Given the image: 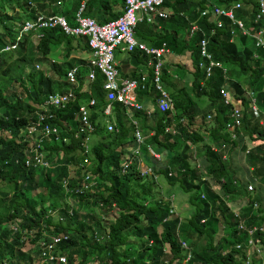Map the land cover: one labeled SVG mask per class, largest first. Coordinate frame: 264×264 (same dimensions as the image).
I'll return each instance as SVG.
<instances>
[{
	"label": "trees",
	"instance_id": "trees-1",
	"mask_svg": "<svg viewBox=\"0 0 264 264\" xmlns=\"http://www.w3.org/2000/svg\"><path fill=\"white\" fill-rule=\"evenodd\" d=\"M235 1L237 0H217L219 4L225 6ZM239 1L243 7L237 10V16L242 17L247 26L253 25L255 1ZM80 2L85 3V15L95 17L99 22L100 15L105 16L102 21L119 16L124 4V0H64V2H60L63 3L60 6V11L67 14L68 11L78 8ZM205 4L206 0H174L172 2L167 0L165 6L171 7L172 10L168 18H157L152 23L138 22L134 27V32L137 38L150 45L158 46L165 42L173 52L180 53L186 48L190 49L192 60V68H189L190 90L197 96L206 95L209 98L212 110L215 112L212 122L200 130H192L188 126L184 127L179 124V135L175 136L173 141H169L170 135L165 133L160 125L162 119H166L167 123H170L173 120L177 121V117L185 116L189 122L188 125L191 126L194 125L199 115L203 119L205 117L196 107L190 91L183 86L177 87L176 82L172 80L168 71L169 58L163 69L162 82L167 84L173 92L175 116L168 112L158 114L157 121L160 120V124L145 125L147 117L141 111H133L129 117L125 110H120L119 104L115 103L118 132L107 133L97 124V132L101 137L93 147L94 166L91 171L95 177H98L96 178L95 191L86 192V194L84 191L82 194L68 193L58 181L49 175L46 176L42 169L33 167L28 169L23 163L9 171L2 166L4 155L0 159V178L10 177L7 181L12 195L8 196L9 190L0 192V264L3 259L15 257L19 260L23 255L21 251L11 246L8 239L12 238L13 233L4 224L14 219L22 228L34 226L31 208L43 201L45 197L43 194H39V200L34 198L27 200L25 196L28 188L34 189L37 186L46 190L47 200L52 206H56V209L62 210L66 226H73L72 229L76 232L73 238L60 245L61 249L66 248L69 251V264H75L74 261L77 257L80 259L79 264L87 258L94 259L96 264H172L174 260V264H180L178 260L184 255L180 246L181 238L185 239L189 245H192L190 239H195L196 245L192 246L193 257L190 264H247L244 261L245 253L236 250L233 246L235 242L244 241L245 237L236 233L237 218L226 203L225 197L233 200L249 195L248 182L239 180L236 176L235 158L232 156L231 160L227 162L222 158V151L218 150H221L223 145L228 146L229 150L235 149L236 146L241 147L242 151L245 150L243 135H247L254 142L261 140L248 151L246 156V163L251 168L248 180L255 188V195L250 199L258 201L259 208L254 210L252 204L249 203L240 212V219L248 227L261 222L264 219L262 202L264 196V123L260 124L259 118L264 117V114L257 117L248 110L245 90L254 89L257 91V105L264 109V66L260 59L252 61L251 49L246 45L247 37L240 34L235 37L231 35L230 22L227 18L223 19V27L218 28L213 34L211 27L214 26V23L209 22L206 17L200 16L199 10L203 9ZM112 7L116 12L111 15ZM118 7L120 10L117 9ZM55 11L56 7L51 4L48 6V0H0V26L3 30L0 47L11 35L13 26L17 25L19 17L25 16L31 19L37 12L48 15ZM190 21L197 23L205 31L196 32L188 41L185 35ZM258 23L257 28L264 26V18ZM70 24H73V21ZM201 38L209 39L208 50L212 53L213 58L228 66L230 77H234L233 73L235 72L238 74L237 78L225 80L217 70L211 77H205V73L198 66L201 59L198 47ZM63 45L68 53L77 50L80 46L87 48L84 38L80 40V38L66 35L60 29L55 28L45 30L44 37H40L36 43L26 36L17 51L16 59L11 57L7 61L6 56L0 55L1 102L6 103L9 99L21 100L23 103L30 100L39 102L46 93L53 91L58 83L52 74L61 75V68L54 64L49 68L52 74L45 75L42 70L35 69V63L39 61L38 52L41 57H44L52 49ZM129 53L135 61L148 59L147 55L141 54L139 51ZM72 61L71 66L76 60L72 59ZM243 76H245V82L239 80ZM222 84H227L228 88L242 100L244 107L241 124L243 135H240L237 141L231 139L225 130V126L230 120V111L218 92V88ZM6 87L13 90L8 98H5L3 93ZM93 91V95L97 98L96 107H100L104 103L100 76L93 83ZM0 110L2 114L9 116L8 119L0 118V132L7 130L13 135L9 141L0 138V142L3 143L6 151H13L14 147L18 145L14 138L19 134L22 120L14 119L17 111ZM135 120L136 124H134ZM138 125L146 135L145 145L154 144L159 149L163 148L162 152L165 151V163L157 169V173L161 174L170 184L177 183L180 189L189 193L194 211L185 221L180 222L179 217L168 218V203L158 198L156 192H153L155 183L153 180H144L135 169L124 176H117L110 169L112 166L116 168L119 162L120 153L115 149L117 145H122L123 149L135 145L133 135ZM151 131L153 133L149 134ZM207 140L213 142L217 151L212 150ZM71 143L75 144L76 141H71ZM126 143L129 144L128 148L124 146ZM194 146L197 149L196 156L200 159L204 169L197 168L192 162ZM70 152L69 148L65 150L66 164L73 160L76 161ZM3 153L2 151L1 154ZM168 168H175V174L169 176ZM203 170L205 171L203 172ZM204 175L220 182L218 192H222V195H218L210 188L209 181L201 178ZM22 181L27 182L25 187H22ZM202 194L205 198L201 197ZM71 196L78 202L74 203L75 206L72 205L73 214L69 215L65 207H60L62 204L59 201L68 200ZM144 200L148 201L147 207L141 205ZM91 201L93 202L90 203ZM69 202L73 203V201ZM113 202L119 205L115 220L104 222V220H86L79 217L82 208H87V206L91 208L96 203L97 207L100 204L109 210ZM142 214L145 217L144 224L140 223ZM158 226L161 227L160 231ZM55 227L57 228L59 225L55 224ZM220 229L222 234L218 237ZM94 230L101 231L104 237L95 240L92 236ZM15 235L17 236L18 233L15 232ZM228 236L230 237L228 238ZM216 237L218 239L215 241ZM255 237L259 238L264 245V234L256 232ZM226 238L230 240L231 244ZM146 239L152 240V243L148 244L149 241ZM200 239L204 243L198 245ZM164 246L169 248V254L164 252ZM10 264H19V261L17 263L10 261ZM248 264H261V262L255 258Z\"/></svg>",
	"mask_w": 264,
	"mask_h": 264
},
{
	"label": "clouds",
	"instance_id": "clouds-1",
	"mask_svg": "<svg viewBox=\"0 0 264 264\" xmlns=\"http://www.w3.org/2000/svg\"><path fill=\"white\" fill-rule=\"evenodd\" d=\"M167 1V0H165ZM165 1L163 3L165 6ZM170 2L174 0H168ZM64 2V0H57L51 2V6L56 7L55 13H51L48 15H45L44 13L37 12L35 14L34 18H26L19 17L17 20L18 23L16 26H13L12 33L5 42L0 47V55L6 56L7 61L12 57L16 59L17 51L21 45L26 39V36H29L30 40H32L34 43L40 38L44 37V31L49 29H55L58 28L66 35L80 38H84V40L87 43V48H82L81 46L77 48V50L71 51L70 53L67 52L64 45L61 47H57L56 49H52V51L55 50V52H58L60 49L63 50V58L62 59H50L49 60V67L47 70L38 69L40 67V63L47 62V54L44 57H41L38 52V58L39 61L35 63V69L36 70H42L45 75H51L52 72H50L49 68L52 67V65L58 66V68H61V75H53L55 78V81L58 83L57 87L51 91L45 94V97L42 98L39 102H34L33 100H30L29 102L23 103L21 100H10L6 103H2L0 100V109H5L9 112L17 111V113L14 115V119L16 121H21V126L19 128V134L14 138L16 140V143L18 144L16 147H14L13 151H6L4 149V145L2 142H0V159L5 155L3 158L2 166L5 167L7 170L11 171L13 168L17 167L18 164L23 163L24 166L30 168H36V169H42L45 175H49L52 179L55 181H58L59 184H61L63 187H65L66 192L70 193H79L82 194L84 191L86 192H93L96 190L95 186L96 178L95 175L91 173L94 162H93V147L96 145V143L100 140V135L97 132V124L100 125V127L107 133H114L118 132L119 126L116 121L115 117V103L119 104L120 110L124 109L125 113L130 117L131 112H142L147 118L144 122L145 125H158L160 124V120L158 119V114H164L169 113L173 116L176 114V108H175V99L172 90L169 88V86L162 82V73L165 65L168 63V59L170 58V65L168 64V71L170 73L169 68L172 69L175 76L179 75V72L182 73L184 70H188V82L185 83L183 87H186L187 89L190 88V78L191 75L189 73V68H192V64L189 66H184L183 63H181V60L179 59V53L173 52L165 42H162L158 46L150 45L145 41H142L141 39L137 38L134 32V38L138 42L144 43L149 48H160L162 46L165 47L164 51L158 56L155 53H149L146 51H141L139 49L135 50H127V49H119V53H124L125 57L123 59H116V54L114 51V57H115V68H116V76L115 81L118 84H126L133 82L134 86L131 89V93L134 96L135 102L140 105L139 108L125 105L123 102L118 100H109L107 99V90L104 88L105 83V77L100 72L99 69L94 68V74L95 77L91 81H88L87 75L91 69L90 64L91 61L94 59L93 51L90 47L89 40L90 37L88 35H75L67 33L64 28H62L58 24H52L50 25L49 17H63L69 27H75L76 24V14L80 12V14L83 17L90 18L94 20L97 23L104 24L107 23L110 20H114L121 16V14L124 11V5L125 0L122 8V12L119 14V16L110 18L105 21H97L95 18L85 15L86 12V6L84 2H80V5L78 6V10L75 12V22L73 24H70L67 20L66 14L62 13L60 11L61 5ZM60 3V4H59ZM243 4L241 1L237 0L233 2L232 4L225 6L221 5L217 2V0H206L205 7L200 11L201 17H206L209 22H213L214 26L211 27V30L214 33H216L218 28L223 27L224 25V18H227L230 22V33L234 37L235 36V29L237 28L239 32L243 33V28L239 26L238 21H241L243 24V27H245V22L242 19V17L237 16L236 12L238 9L242 8ZM168 8V7H167ZM256 12V10H255ZM253 12V15L254 13ZM255 17V16H254ZM188 20V18H187ZM141 22V21H139ZM0 37L2 36L3 30L0 26ZM252 28V27H251ZM250 29V28H248ZM198 31H205L201 26H199L197 23L190 21L189 26L186 30V37L188 38V41L190 40L191 36L194 35ZM253 32H256L258 30H254L252 28ZM243 35L250 37L253 39V37L243 33ZM32 38V39H31ZM202 39V38H201ZM200 39V40H201ZM205 39V38H204ZM254 46L255 48H261L264 50V45H256L255 40ZM264 41V40H263ZM209 45V39H206V52L210 55L208 58L207 56L202 55L201 53V47H200V41H199V52L201 59L198 62L199 68L205 73V77L209 78L213 73L217 70L220 74H222L225 78V80H228L229 73H228V66L223 64L221 61H217L213 58L212 53L208 50ZM116 50V49H115ZM132 51H139L141 54H145L148 56V59L145 61H135V59L130 57V53ZM59 54V52H58ZM257 56V54L255 55ZM72 59H75L76 61L72 64ZM160 60L161 65L158 69H155V64L157 61ZM210 60L214 62H220L223 68L226 69L224 72L223 68L214 66L211 69L210 74L208 75L206 72V66L209 65ZM123 64H126L127 70H131L132 73H130L128 76L125 74L123 76V68H120ZM264 66V65H263ZM76 68V81L78 80V86L75 87L76 84H71L69 81L68 73L71 72L72 69ZM150 70V72H149ZM171 75V74H170ZM101 78V84L102 89L104 92L103 98L104 103L100 107H96L97 104V98L93 95V83L97 79V77ZM172 77V75H171ZM181 78V76L179 75ZM173 80V77H172ZM203 81L201 82V84ZM88 87L87 91H84L83 89ZM177 87H182V85L179 86L177 84ZM225 88L226 92L228 93L229 103H225L224 96L220 93L221 88ZM74 88L75 92V98L70 100L66 105L63 107H54L47 105V111L43 109L45 101L48 99L49 95L56 94V93H63L68 91L69 89ZM18 89V88H15ZM12 89L9 87H6L3 91L5 98H8V96L12 93ZM189 91V90H188ZM191 97L193 98L196 107L199 109L201 113L205 115L204 119L201 115H199L196 118V121L194 125H196L197 121H202L205 123L206 126H208L209 123L212 122L215 112L213 110H207L205 109V106H211L209 103L210 100L206 95H195L192 90ZM218 92L220 94L221 100L223 103L229 107L230 111V120L225 126L226 132L228 134H232L234 132V125L232 124L233 117L232 112L235 109H238L242 113H244V107L242 105V100L237 97L236 94L231 95V90L228 88L227 84H222L218 88ZM82 94L86 95L87 100L82 96ZM256 94L257 91L254 89L245 90V95L247 97V108L248 110L257 117H260L262 114H264V109L260 108L257 105L256 102ZM203 97H206L208 101L205 102V104L202 106L199 103V99H202ZM15 99V98H14ZM19 99V98H18ZM93 99L94 103L89 104V101ZM254 101V105L257 108V114L254 113L252 105ZM162 102L165 103V106L162 105ZM110 104L111 111L110 113L106 114L104 113V109L106 106ZM81 105L86 106L87 110V116L89 123L91 127H87L84 130L80 131V127L82 126V119L79 107ZM147 106H151L147 108ZM53 113V117L49 118L48 114ZM46 114V118L44 119V116ZM41 116H43L41 118ZM241 117V119H242ZM0 118L8 119L9 116L2 114L0 110ZM177 121L173 120L170 121V123H167L166 119L161 120V124L163 127V130L165 133H168L170 135L169 141H173L174 137L179 135L180 133V125L182 126H188L191 128V126L194 125H188L189 122L185 116L177 117ZM138 121V120H137ZM241 122V121H240ZM113 123L114 124V130H110L108 128V124ZM134 124H136V120L134 121ZM180 124V125H179ZM45 125L48 127V131L45 130ZM232 126V130H229L228 126ZM203 127V128H204ZM202 128V129H203ZM192 129V128H191ZM197 130V129H192ZM139 131V133L142 136V141L138 143L136 141L135 132ZM144 130L139 125L138 128L134 130L133 140L135 145H131L129 147V144L126 143L124 146L128 149H123L122 145L116 146V151L120 153V158L117 167H111L110 169L113 171V173L117 174V176H124L128 175L132 169H135L136 172L139 173V175L144 179L153 180L154 182H158V177H161L162 175L157 173V169L162 166L165 163V151L162 152L163 148H158L154 144H144V140L146 139V135H144ZM153 131H151L149 134H152ZM12 134L7 131L3 130L0 132V138L4 141H9L12 138ZM71 141H76L75 144H72ZM189 144H191L188 141ZM211 148L214 150L216 147L214 146L213 142L210 144ZM142 147L145 149V155L149 160V163H144L141 157ZM69 148L71 150V156H74L76 158V161L73 160L71 162L65 163V157H67L65 150ZM138 150V153L136 152ZM4 152L1 154V152ZM157 154V156L153 155ZM168 175H174L176 171L175 168H168ZM14 176V175H12ZM11 176V177H12ZM9 178H0V192L4 190H9L8 196L12 195V191H10ZM247 189L249 190L250 194L244 197L246 200L245 207L251 203L253 206V209L259 208L258 201L256 202L253 199H250V197H253L255 195V188L252 182L249 180L247 181ZM107 184H109L108 181H106ZM172 184V183H171ZM175 184V183H173ZM22 187H25L27 185L26 181L21 182ZM249 186L251 188H249ZM177 187L179 188V185L177 184ZM140 192V189H139ZM175 193V192H174ZM43 194L45 199L41 202H38L31 208L32 218L35 222L34 226L31 228H22L17 220H10L9 222H6L4 226L13 233L12 238H9L8 241L11 242V246H13L16 250H19L23 253L22 257L17 260L15 257H10L3 259L2 264H10V261L17 263L19 261V264H69L68 261V253L69 251L66 248L61 249L60 245L64 243L66 240H69L73 238L75 235V231L72 229L73 226L68 227L66 226L65 222V215H63L62 210L56 209V206H52L50 201L47 200V192L44 188L41 186H37L34 189H27L26 198L27 200L31 199H37L39 200L38 195ZM157 195V194H156ZM174 194L170 193L167 194V196H157L158 198L163 199L168 203V218H174L179 217L180 222L184 221V219L179 216V214H174L175 210H173L174 205ZM1 201V196H0ZM69 201H73L69 202ZM75 202H78L77 199L73 198L72 196L66 200H60L59 203L62 204L60 207H65L66 211L69 215L73 214L72 205H74ZM91 201L90 203H92ZM66 205H65V204ZM104 203V202H103ZM148 201L144 200L141 204L143 207H147ZM230 209L234 212L235 217L237 218V231L236 233L240 235L241 237H245L244 241L242 242H235L233 244L234 248L236 250H240L243 253H245L246 258L244 259L245 263H250L251 260L249 259V255L252 256H259L260 252L257 254L256 251L250 250L251 248L247 246V237L251 236L253 239L257 240V242L260 244V247H264V245L261 243L259 238L255 237L256 232H260L264 234L262 231H253V233L249 234L248 230L252 229L254 226H264V221L254 224L251 227L246 226V224L240 219V212L241 209L236 210L235 208L231 207L230 204H228ZM87 206V205H85ZM106 206L100 205L99 207L96 206V203L93 204V206L90 208L87 206V208H82L80 210V216L83 217V219L87 220L86 214L83 210L85 209H92L93 211V219L99 221H107V220H115L119 205L116 202H113L110 205V209L106 210ZM244 208V207H243ZM191 215V214H190ZM189 215V216H190ZM188 216V217H189ZM187 217V218H188ZM145 222V217L142 214L140 216V223ZM56 225H59V227H55ZM103 227V226H102ZM159 227V226H158ZM159 229V228H158ZM102 230V229H101ZM161 230V227H160ZM159 230V231H160ZM18 233V235L14 236V233ZM105 232V231H104ZM107 235V234H106ZM93 238L95 240H100L104 237V235L100 232H97L96 230L93 231ZM107 237V236H106ZM148 244L152 243V240L146 239ZM182 242H185L188 246V250H190L192 257V246L189 245V243L181 238L180 239V246L182 248V251L184 254L183 258L178 260L180 264H182V259L185 258V252L186 249L182 246ZM240 245L239 247H237ZM69 248V247H68ZM70 249V248H69ZM248 250V251H247ZM164 252L170 253L169 248L167 246H164ZM247 252V253H246ZM191 257V259H192ZM239 257V256H238ZM191 259L189 260V264L191 262ZM79 258L77 257L74 261L75 264H79ZM175 261V260H174ZM174 261L172 264H174ZM247 261V262H246ZM165 262H167V259H165ZM81 264H96L94 262V259L87 258L84 262ZM148 264V263H146Z\"/></svg>",
	"mask_w": 264,
	"mask_h": 264
},
{
	"label": "built area",
	"instance_id": "built-area-1",
	"mask_svg": "<svg viewBox=\"0 0 264 264\" xmlns=\"http://www.w3.org/2000/svg\"><path fill=\"white\" fill-rule=\"evenodd\" d=\"M165 0H125L124 11L120 17L110 20L107 23L100 24L95 22L90 18L83 17L80 12L76 14V25L75 27H69L63 17H49V24H58L67 33L75 34V35H88L90 37L89 44L93 51L94 59L91 61L90 64V71L87 75L88 81L94 79V68L100 70V72L105 77L104 88L107 90V99L109 100H118L123 102L125 105L133 106L139 108L140 105L135 102L134 96L131 93V89L134 86L133 82L126 83V84H118L115 81L116 76V68H115V57L114 51L115 49H127V50H135L139 49L141 51H146L149 53H155L158 58L159 55L164 51L165 47L162 46L160 48H149L144 43L138 42L134 38V27L139 21H144L147 23L154 22L157 18H168L171 14V9L164 7L163 3ZM256 1L254 13L255 21L261 20L264 18V0H254ZM258 4V6H257ZM240 27L243 28V33L253 37L255 40L256 45H264L263 36H264V26H261L258 31L253 32L252 28H244L241 21H238ZM206 39L202 38L200 40V47L201 53L208 58L210 55L206 52ZM161 65L160 60L157 61L155 64V69H158ZM214 66L222 67L220 62H214L210 60L209 65L206 66V72L209 75L211 69ZM224 72L226 71L223 68ZM76 71L77 69L74 68L71 72L68 73L69 81L71 84H76L75 87L78 86V80L76 81ZM84 91L88 90V87L83 89ZM220 93L225 97V103H229L228 93L226 92L225 88L220 89ZM75 98L74 88L69 89L63 93H56L49 95L48 99L44 103L43 109L47 111V105L54 106V107H63L66 105L70 100ZM253 111L257 114V108L254 105V101L252 100ZM94 100L91 99L89 104H93ZM162 105L165 106V103L162 102ZM81 119H82V126L80 127V131L84 130L87 127H91L88 116L87 110L85 105H81L79 107ZM111 111L110 104L106 106L104 109V113L108 114ZM54 115L53 113H49L48 117L52 118ZM43 116H41L42 118ZM233 121L232 124L238 126L241 121L242 113L235 109L232 112ZM46 118V114L44 119ZM108 128L110 130H114V124L109 123ZM45 130L48 131V127L45 125ZM229 130H232V126H228ZM234 136V134H232ZM136 141L140 143L142 141V136L139 131L135 132ZM138 153V150H136ZM153 155L157 156V154ZM249 188H251L249 186ZM253 231H262L264 233V226H254L252 229L248 230L249 234L253 233ZM182 246L186 249L185 258L182 259V264H189V260L192 257L190 250H188V246L185 242H182ZM238 245L237 247H239ZM247 246L250 247V250L256 251V253L260 252V244L257 240L253 239L251 236L247 237ZM248 251V250H247ZM247 262V261H246Z\"/></svg>",
	"mask_w": 264,
	"mask_h": 264
},
{
	"label": "rangeland",
	"instance_id": "rangeland-1",
	"mask_svg": "<svg viewBox=\"0 0 264 264\" xmlns=\"http://www.w3.org/2000/svg\"><path fill=\"white\" fill-rule=\"evenodd\" d=\"M53 1L54 0H48V6H50L51 2H53ZM22 17H24V16H22ZM0 30H1V28H0ZM181 36L183 37L182 34H181ZM248 42H249V45H250L252 40L249 39ZM118 51H119V49L115 50V54H116V59L117 60L121 59V57H125L124 53H119ZM58 52H59V54H58ZM58 52H55V50L51 51V53L47 56V62L46 63H44V62L40 63L39 64L40 67L38 69L47 70V68L49 67L48 63H49L50 59H57V60L62 59L63 58V54H62L63 50L60 49ZM179 59L181 60V63L184 64V66L191 65L192 60H191V51H190V49L186 48V49L182 50L179 53ZM169 70H170V74L173 77V80L176 82V84H179V86L180 85H182V86L185 85L184 82L185 83H189L188 82V70H184V71H182V73L179 72V75L181 76V78L179 77V75L175 76L174 72L172 71L171 68H169ZM233 75H234L235 78H237V76H238V74H236L235 72L233 73ZM234 77L228 76V78H232V79H235ZM188 90L190 91V88H188ZM190 94H191V92H190ZM233 94L234 93L231 90V95H233ZM10 100H12V99H10ZM198 101L203 106L205 104V102L208 101V100H207L206 97H203L202 99H199ZM205 109L212 110L213 107L212 106H205ZM205 125L206 124L203 123L202 121H197L196 125L191 126V128L192 129L195 128L197 130H200ZM207 141H208L209 144L212 143L211 140H207ZM249 143H252V142H249ZM195 152L197 154V149H196ZM145 154H146L145 153V149H144V147H142L141 157H142L143 162L146 164V163H149V160H148V158L146 157ZM193 160H194V158H193ZM237 161H238L239 166H241L242 170L244 171L246 167H245V163H244L243 157L238 158V156H236L235 162H237ZM194 162H199V158L195 157ZM239 171H237V174H238ZM157 179H158V182H155L154 185H153V192H156L157 196H161V195L162 196H167V194L173 193L175 195L173 201H174V203L177 206L176 207L177 210L174 212V214H179V216H181L184 219V221H185L187 219V217L193 212V208H194L193 207V203L190 201V199L188 197L189 193H184L183 191L181 193L179 188L177 187V183L170 184L167 180H165V178L163 176L158 177ZM140 192H141V190H140ZM262 202H263V206H264V196H263ZM239 204H242V205L240 207H238ZM245 205H246V200L244 198H241V199H238L236 201L235 207H233V208H235L236 210H239V208L244 207ZM83 211L86 214L87 220L93 219V217H92V215H93L92 209H85ZM221 234H222V230L220 229L217 236L219 237ZM218 237H216L215 241L218 239ZM229 237L230 236H228V238ZM228 238H226V239L229 240ZM190 243L192 244L191 246H195L196 245L195 239L191 238L190 239ZM202 243H204V242H203L202 239H200L197 244L201 245ZM229 244H231L230 240H229ZM255 254H257V253H255ZM257 259L259 260V262H261V264H264V247L263 246L261 247L260 255L259 256L257 255Z\"/></svg>",
	"mask_w": 264,
	"mask_h": 264
},
{
	"label": "crops",
	"instance_id": "crops-1",
	"mask_svg": "<svg viewBox=\"0 0 264 264\" xmlns=\"http://www.w3.org/2000/svg\"><path fill=\"white\" fill-rule=\"evenodd\" d=\"M255 3H256V1H255ZM122 8H123V6H122ZM122 8H121V12H122ZM168 8H170L171 9V7H169L168 6ZM118 10H120V7H118L117 8ZM78 9L77 8H75V9H72V10H70V11H68L67 12V14H66V17H67V20H68V22L70 23L71 21H73V23L75 22V12L77 11ZM172 11V10H171ZM111 15L114 13V12H116L115 11V9L112 7L111 8ZM120 12V13H121ZM252 16V15H251ZM254 16V15H253ZM92 17V16H91ZM104 17L105 16H102V15H100V21H102L103 19H104ZM107 17V16H106ZM93 18H95V17H93ZM110 18H114V16L113 17H110ZM110 18H108V19H110ZM96 19V18H95ZM108 19H106V20H108ZM97 20V19H96ZM262 20V19H261ZM98 21V20H97ZM105 21V20H104ZM260 20H258V21H255V17H254V19H253V25H251V26H247L246 24H245V27L246 28H253L255 31L256 30H258L260 27H258L257 28V25L259 24L258 22H259ZM238 34H240V35H242V36H245V35H243V33L242 32H239L238 31V29L236 28L235 29V36H237ZM234 36V37H235ZM245 37H247V40H246V45L251 49V52H252V61H257V60H261V64H262V66L264 65V50L263 49H261V48H255V46H254V41H253V39H251L250 37H248V36H245ZM249 39H251L252 40V42H251V44L249 45ZM263 40H264V36H263ZM81 46H82V42H81ZM257 54V56H255ZM260 55H262L263 57H261ZM121 59H123V57H121ZM120 68H123L124 69V71H123V76H125V74L128 76L130 73H132V71L131 70H127V66H126V64H123ZM126 77V76H125ZM239 80H241V81H244L245 82V76H243L242 78H240ZM244 86V85H243ZM246 89V88H245ZM82 96L85 98V100H87V97H86V95H84V94H82ZM149 107H151V106H147V108H149ZM122 110V109H121ZM259 122H260V124H263L264 123V117H260L259 118ZM241 124H242V119H241V122H240V124L238 125V126H235V129H234V132L232 133V134H234V136L232 135V134H229V136L231 137V139H234V140H238V138H239V136L240 135H243V133H242V131H241ZM145 135V134H144ZM243 138H244V145H245V150H241V147L239 148V146H236V148L235 149H233V150H229L228 149V146H225V145H223V147H222V149L221 150H218L219 152H221L222 151V158L224 159V160H226L227 162H229L230 160H231V157L233 156L235 159H236V156H238V158H240V157H243V160H244V163H245V170L243 171L242 170V167L241 166H239V164H238V161L237 162H235V165L237 166V169H236V172L237 171H239L238 172V174H236V176L238 177V179L239 180H243V181H249L248 179H249V176H250V170H251V168L247 165V163H246V156H247V154H248V151L252 148V147H254L257 143H260L261 142V140H258V142L257 141H253V140H251L247 135H243ZM249 142H252V143H249ZM213 150V149H212ZM196 148H195V146L193 147V152H192V162H193V164H195L196 165V167L197 168H199V169H204V166L201 164V162H200V159H199V162H194V160H195V157H197L196 156ZM214 151H217V148L216 149H214ZM193 158H194V160H193ZM205 170H203V172H204ZM202 179H204V180H208L209 181V183H210V188L213 190V191H215V192H217L218 193V195H222V192H218V190L220 189V182H216L214 179H212L211 177H209L208 175L206 176V175H204V176H202L201 177ZM179 190H180V192L182 193V189H180V187H179ZM184 192V191H183ZM184 193H186V192H184ZM188 197H189V195H188ZM201 197H203V198H205L204 197V195L202 194L201 195ZM238 199H241V198H235V199H230L229 197H225V201H226V203L227 204H230V206L231 207H235V204H236V201L238 200ZM242 204H239V206L238 207H240ZM176 204L174 203V205H173V210H177L176 209ZM193 207H194V205H193ZM245 207V206H244ZM241 208H243V207H241ZM240 208V209H241ZM193 211H194V208H193ZM254 213H255V211H253ZM263 221H264V219H263ZM159 230H160V227H159ZM247 253V252H246ZM247 255L249 256V259L250 260H254L255 258L257 259V256H252V255H249L248 253H247ZM258 260V259H257Z\"/></svg>",
	"mask_w": 264,
	"mask_h": 264
}]
</instances>
